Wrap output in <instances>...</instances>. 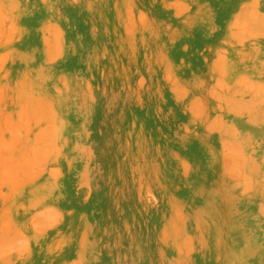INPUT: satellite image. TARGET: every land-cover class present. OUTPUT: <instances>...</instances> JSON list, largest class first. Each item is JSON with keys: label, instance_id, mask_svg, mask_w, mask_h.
Wrapping results in <instances>:
<instances>
[{"label": "rangeland", "instance_id": "obj_1", "mask_svg": "<svg viewBox=\"0 0 264 264\" xmlns=\"http://www.w3.org/2000/svg\"><path fill=\"white\" fill-rule=\"evenodd\" d=\"M0 264H264V0H0Z\"/></svg>", "mask_w": 264, "mask_h": 264}]
</instances>
